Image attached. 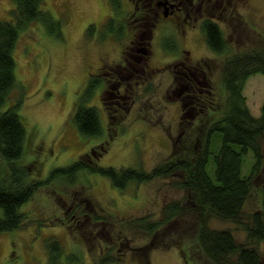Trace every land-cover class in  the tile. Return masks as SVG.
<instances>
[{"label":"rangeland","instance_id":"374dc122","mask_svg":"<svg viewBox=\"0 0 264 264\" xmlns=\"http://www.w3.org/2000/svg\"><path fill=\"white\" fill-rule=\"evenodd\" d=\"M110 1L45 0L42 10L49 12L55 20L63 21V40L51 36L40 23L31 25L19 37L14 51L17 82L24 88L19 114L28 134L25 157L20 165L29 170L28 182L46 180L53 170L66 168L84 155L92 157L100 167L134 168L147 172L178 159L195 161L205 147L208 128L222 115L227 99L221 80L226 54L218 55L208 49L200 26L201 18L211 15L215 4L213 12L224 21L220 25L229 54L264 46V0H202L204 5L201 0H196L194 7L201 6L194 12L197 18L189 20V26L183 23L178 32L183 37L182 31L191 29L184 36L185 48L191 52V58H204L212 67L214 105L205 108L199 117H181L179 98L172 94L167 97L172 73L169 69L163 70L162 63L166 64L171 57L181 54L184 45L175 30L157 31L152 43L156 58L152 65L160 67L162 72H156L155 77L142 84L132 110L124 107L110 110L115 114L112 120L102 104L101 91L96 90L93 98L85 104L98 109L103 134L86 137L72 120L76 102L84 95L89 75L96 72L100 61H116L121 50L109 41L101 44L111 38L102 27L112 14L128 17L125 12L129 7L125 0L118 2L120 12L113 10ZM14 8L12 0H0V20L10 21ZM91 26L95 27L89 29ZM18 96L13 93V102ZM244 96L252 115L260 117L264 106V75H255L247 81ZM221 142L220 134H216L212 140L214 154ZM261 143L264 153V138ZM235 148L240 150L239 146ZM214 154L207 166L213 180ZM254 164V154L249 152L244 157V177L251 174ZM187 178L188 174L180 171L170 178L151 183L130 184L124 192L113 187L108 178L87 171L79 173L75 182L59 178L41 188L21 208L27 217L26 225L0 235V264H48L46 244L50 238L59 240L67 252L77 254L83 264H97L100 253L112 246L122 255L121 264H214L198 244L199 219L195 216L186 215L173 223L171 236L161 231L158 244L166 248L149 251L148 263L140 262L123 245L126 238L121 230L133 228L117 222L147 216L153 221L161 220L163 208L176 201L186 207L196 205L195 193L176 185ZM263 194L264 165L245 206V215L261 208ZM94 208L108 217L110 223L94 227L90 221ZM209 225L214 229H230L237 243H247L246 234L231 222L210 218ZM129 238L132 241L128 245L131 243L137 248L144 247L151 240L145 233L136 231L130 232ZM178 242L179 247L186 250L185 255L175 245ZM258 248L264 264V243Z\"/></svg>","mask_w":264,"mask_h":264},{"label":"trees","instance_id":"16d2710c","mask_svg":"<svg viewBox=\"0 0 264 264\" xmlns=\"http://www.w3.org/2000/svg\"><path fill=\"white\" fill-rule=\"evenodd\" d=\"M44 1L12 0L15 8L11 12V20H0V235L17 231L26 225L27 217L21 212V208L41 188L59 178L75 182L79 173L87 171L108 178L113 187L124 192L130 184L151 183L185 171L188 178L176 185L180 189L194 192L196 205L186 207L176 201L163 208L161 220L153 221L147 216L117 222L118 225L120 223L133 228L129 231L121 230L126 238L123 245L130 253L135 254L140 262L148 263L149 251L166 248L158 244L161 233L171 236L173 223L190 215L199 219L197 241L200 249L214 264H262L258 245L264 243V194L259 210L247 216L244 209L264 165L261 143L264 138V106L261 116L254 117L247 106L244 89L251 77L264 75V46L229 54L228 43L220 26L211 19L203 21L201 28L208 49L218 55L226 54L221 69V80L227 99L222 115L208 128L205 147L195 161L178 159L147 172L134 168L118 170L100 167L92 157L84 155L66 168L53 170L46 180L28 182L29 170L20 165L25 157L28 134L19 114L23 104L24 88L17 82L14 51L21 33L35 23L43 24L51 36L63 40L61 26L63 21L55 20L49 12L42 10ZM118 2L119 0H112V6L114 11L120 12L121 4ZM214 10L215 4L210 14H215ZM93 27L95 26L89 29ZM98 86L100 81L93 79L89 81L84 95L76 102L72 117L78 131L86 137H100L103 134L98 109L87 107L85 104V101L93 98ZM15 92L19 96L13 102L12 96ZM8 101L10 106L6 107ZM109 118L112 120L115 114L109 112ZM216 134H220L222 142L214 154L212 140ZM235 146H239L240 150ZM249 152L254 154L255 164L251 174L244 177L242 175L244 157ZM213 154L215 180L207 171ZM88 202L91 204L90 200ZM94 209L95 213L90 216L94 227L110 223L108 217ZM77 210L78 207L74 209L75 213ZM210 218L233 223L238 230L246 234L247 243H237L230 229L210 227ZM135 231L151 237L149 244L139 248L131 246V243L128 245V242L132 241L129 238L130 232L133 234ZM175 245L185 255L186 250L179 247V242ZM46 253L48 264H83L77 254L67 252L62 243L55 238L47 241ZM121 256L115 247H108L106 251L100 253L97 264H121Z\"/></svg>","mask_w":264,"mask_h":264},{"label":"flooded vegetation","instance_id":"af4514ba","mask_svg":"<svg viewBox=\"0 0 264 264\" xmlns=\"http://www.w3.org/2000/svg\"><path fill=\"white\" fill-rule=\"evenodd\" d=\"M125 1L129 7V11L125 12L127 19L112 14L113 16L102 27L111 34V38L101 44L109 41L115 48L119 50L121 48L119 57L113 62L102 59L96 72L90 74L88 79V83L92 79L100 81L97 91H101L100 97L104 108L109 114L114 107L132 110L136 106L142 84L156 76L153 74L161 71L160 67L152 65V61L156 59L152 46L156 32L175 30L184 49L181 54L171 57L166 64L162 63V69H169L172 73L166 94L168 98L170 94L179 98L181 117L201 116L205 108L214 105L211 82L214 72L206 59L194 60L190 57L191 52L185 48L184 36L191 29L183 30V37L178 32V27L183 23L189 26V20L197 18L194 12L201 6L194 7L196 0ZM110 2L112 3V0ZM201 4L204 5V1L201 0ZM216 6L218 7L219 3ZM201 19V27L206 19L215 21L221 29V25L224 24L216 14ZM114 43H117L118 47ZM201 120L202 118L199 121Z\"/></svg>","mask_w":264,"mask_h":264}]
</instances>
